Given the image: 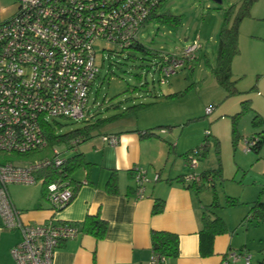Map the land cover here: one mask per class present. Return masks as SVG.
Returning <instances> with one entry per match:
<instances>
[{
  "label": "built area",
  "instance_id": "2783aa9c",
  "mask_svg": "<svg viewBox=\"0 0 264 264\" xmlns=\"http://www.w3.org/2000/svg\"><path fill=\"white\" fill-rule=\"evenodd\" d=\"M16 12L0 23V157L23 156L48 148L47 129L54 119L83 121L88 117V96L99 74L97 55L109 56L132 48L138 34L161 0H14ZM201 45L194 38L177 54H162L155 64L158 84H168L177 71L190 68ZM213 107H207L209 114ZM207 134L206 136H209ZM102 141L118 144L116 135ZM76 145L77 141H73ZM254 142L243 141L249 152ZM198 151L187 161L193 172L184 183H200L196 171ZM51 157L15 165L0 158V223L5 230L18 231L21 239L10 250L14 264H54L58 246L78 234L70 222L49 219L39 225L25 224L8 193L12 184L33 185L38 174L59 169L64 160L53 149ZM157 177H155L156 180ZM135 199L145 197L146 174L133 175ZM53 211L65 208L73 198L68 182L46 186ZM229 259V260H228ZM250 264V257L232 253L223 264ZM153 254L149 264H165Z\"/></svg>",
  "mask_w": 264,
  "mask_h": 264
},
{
  "label": "rangeland",
  "instance_id": "374dc122",
  "mask_svg": "<svg viewBox=\"0 0 264 264\" xmlns=\"http://www.w3.org/2000/svg\"><path fill=\"white\" fill-rule=\"evenodd\" d=\"M220 1L165 0L161 3L157 15L178 16L180 24L171 26L156 19L148 20L137 38L146 53L135 48L117 51L109 56L104 53L103 62L99 53L97 62L100 71L93 81L87 104L89 122L109 117L114 120L112 124L100 127L99 132L121 130L135 125V121L139 125L166 124L169 121L170 126L164 128L165 125H161L163 127L154 130H168L173 135V143L179 142L182 146H185L186 140H189L186 144L189 146L196 139L197 145L191 150L205 147L204 156L198 157L197 172H206L209 177L201 182V190L197 192L194 189L193 193L208 206L215 202L217 206L211 209L212 212L222 211L221 205H226L227 197L236 199L239 204L238 195L244 200L249 188L245 191L243 188L250 186L248 181L251 177L244 176L245 170L257 160L258 154L244 151L242 143L253 135L264 136V0H255L249 16L239 26V53L231 64V80L238 93L232 97H227L224 89L218 85L213 69L224 14L239 0ZM16 8L14 0H0V23L12 16ZM196 37L201 49L192 63V69L177 71L169 77L168 84L160 86L155 70L158 59L154 55L177 54ZM172 94L175 95L167 97ZM244 101L249 102L250 108L243 111L241 103ZM207 107H213L209 114L206 113ZM237 114L239 140L233 146L231 118ZM256 115L262 122L254 125ZM84 125L83 121L62 118L50 122L56 136ZM210 132L218 146L213 136H206ZM53 149L62 160L76 153L65 144L56 143L28 155H7L6 160L22 166L51 157ZM236 162L240 164V169L236 167ZM190 171L193 172L190 169L188 173ZM82 175L83 172L79 171L75 178L79 179ZM40 192V181L33 185L12 184L8 187L13 201L30 198L34 194L39 196Z\"/></svg>",
  "mask_w": 264,
  "mask_h": 264
},
{
  "label": "crops",
  "instance_id": "0c3cea01",
  "mask_svg": "<svg viewBox=\"0 0 264 264\" xmlns=\"http://www.w3.org/2000/svg\"><path fill=\"white\" fill-rule=\"evenodd\" d=\"M161 125L165 128L171 124L168 121L139 125L135 121V125L121 130L96 131L87 141L72 148L75 154L82 155L87 166L76 172H83L79 179L75 178L76 173L72 175L78 187L70 203L59 211L52 210L41 192L39 196L34 194L15 201L11 198L25 224L39 225L53 219L77 227V236L62 242L56 249L54 264H149L153 255L151 231L168 232L179 238L178 257L167 259L165 264H223L232 253L248 255L250 264H259L264 259V253L260 252L264 247V225L244 222L251 203L257 197L264 199V145L257 160L245 170L244 176L251 177L250 186L243 188L244 191L249 188L244 200L238 195L240 204L234 207L220 204L222 211L211 210L223 220L226 232L215 236L213 255L203 258L199 253L198 233L202 228V216L210 205L195 197L194 189H187L176 180L188 173L185 154L197 145V141L195 139L189 146L186 145L189 140L185 141V146L173 143V135L168 130H154L163 127ZM145 131L153 133L142 137L140 133ZM105 135H116L118 144L104 143L101 137ZM209 136H213L212 132ZM0 158L7 159V156ZM235 164L240 169V164ZM136 169L148 178L145 197L139 200L133 194L132 171ZM112 176L116 193L107 190ZM158 203L162 204V211L153 214V207ZM87 217H97L106 223L102 239L82 232V223ZM20 239L18 231L0 227V264H14L10 250ZM238 264H242V260Z\"/></svg>",
  "mask_w": 264,
  "mask_h": 264
},
{
  "label": "trees",
  "instance_id": "16d2710c",
  "mask_svg": "<svg viewBox=\"0 0 264 264\" xmlns=\"http://www.w3.org/2000/svg\"><path fill=\"white\" fill-rule=\"evenodd\" d=\"M165 0H161L163 4ZM255 0H239L238 4L232 5L224 14L223 23L218 35V48H217V57L216 64L213 69V76L221 88L226 92L227 97H232L236 95L238 92L234 87V83L231 80V64L233 59L238 55V31L239 26L242 20L249 16V11L254 4ZM153 11V13L149 16L148 20L156 19L160 23H166L171 26H178L180 24V18L178 16L160 14L157 15V10L160 6ZM147 20V21H148ZM146 21V22H147ZM146 24V23H145ZM137 50L143 51L146 53L145 49L138 44L132 47ZM162 54L154 55L157 59L160 58ZM193 63V62H192ZM192 68V64L190 69ZM167 95L168 96H174ZM242 110L249 109V102L244 101L241 103ZM239 114L233 116L232 120V144L233 146L237 145L239 140V135L236 130V120ZM90 118V117H89ZM89 118L83 120L85 125L76 130H72L63 134L61 136H56L55 131L49 127L47 129V140L49 143L48 147L53 146L56 143H63L68 148H74L87 141L93 132L98 131L100 127H102L107 122L113 120L112 117L107 119H97L95 122L90 123ZM262 122V119L259 116H255L253 119V124L257 125ZM152 131L141 132L140 135L142 137L152 135ZM206 137V136H205ZM252 141L254 144L250 148V151L258 154L262 145H264V136L253 135L250 138H245V140ZM73 141H77L76 145H72ZM216 145L218 146V142L216 141ZM194 150L198 151V157L204 156L205 147L201 146L195 148ZM190 150L185 154V162L187 164L188 159L193 155V151ZM199 160V159H198ZM87 163L83 159L81 154H75L69 159H65L63 165L59 169H47L38 174V178H43L44 182L41 184V193L42 196L46 197V186L51 182L61 180L63 182H68V185L74 195L76 188L78 187V183H73L72 175H74L81 168H86ZM202 176V181L208 179L209 175L206 172L200 173ZM134 175V171H132V177ZM184 176L176 178V180L183 185L187 189H195L197 192L201 190V182L200 183H192L185 184L183 180ZM107 190L110 193H116L117 187L115 183V179L112 176L108 181ZM133 194L135 196V189H133ZM238 204L236 199L227 197L226 205L230 207H234ZM217 204L213 202L207 208V211L204 212L202 216V228L198 233L199 236V253L203 258L209 257L213 255V240L215 236L224 234L226 232V226L223 220L217 216H215L212 212V208H216ZM162 211V204H155L153 207L152 213L158 214ZM244 222H248L253 225H264V201L261 200V197H257L250 205L249 211L244 218ZM73 224V223H72ZM1 227V223H0ZM2 228V227H1ZM106 223L100 220L97 217H87L85 221L82 223L81 230L82 232L89 233L93 235L97 239H102L106 233ZM151 241V249L152 253L166 259H174L179 255V238L177 235L163 232V231H151L150 234ZM261 253H264V247L260 250ZM259 264H264V259L260 261Z\"/></svg>",
  "mask_w": 264,
  "mask_h": 264
},
{
  "label": "water",
  "instance_id": "95a60500",
  "mask_svg": "<svg viewBox=\"0 0 264 264\" xmlns=\"http://www.w3.org/2000/svg\"><path fill=\"white\" fill-rule=\"evenodd\" d=\"M216 2L220 3L221 1L220 0H215Z\"/></svg>",
  "mask_w": 264,
  "mask_h": 264
}]
</instances>
